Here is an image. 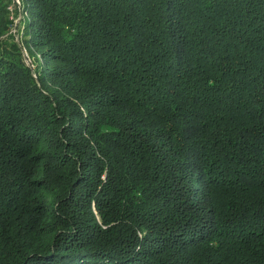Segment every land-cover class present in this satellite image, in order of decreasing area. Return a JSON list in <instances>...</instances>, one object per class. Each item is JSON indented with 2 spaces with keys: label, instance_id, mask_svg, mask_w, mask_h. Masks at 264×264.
I'll return each instance as SVG.
<instances>
[{
  "label": "trees",
  "instance_id": "1",
  "mask_svg": "<svg viewBox=\"0 0 264 264\" xmlns=\"http://www.w3.org/2000/svg\"><path fill=\"white\" fill-rule=\"evenodd\" d=\"M19 2L0 264H264V0Z\"/></svg>",
  "mask_w": 264,
  "mask_h": 264
},
{
  "label": "rangeland",
  "instance_id": "2",
  "mask_svg": "<svg viewBox=\"0 0 264 264\" xmlns=\"http://www.w3.org/2000/svg\"><path fill=\"white\" fill-rule=\"evenodd\" d=\"M5 4L6 7L8 5L11 4V0H2ZM18 4L20 3L19 0H17ZM16 8V6H15ZM9 14V18L12 20V22L14 23V26L11 28L10 32H12V34L14 35V37H18L21 35V30H22V17L25 18L24 14L21 12V9L18 7L16 8V10L14 11L11 10L10 12L8 11ZM27 50H21L22 56H23V60L24 63L28 64L29 59H28V55H27Z\"/></svg>",
  "mask_w": 264,
  "mask_h": 264
},
{
  "label": "built area",
  "instance_id": "3",
  "mask_svg": "<svg viewBox=\"0 0 264 264\" xmlns=\"http://www.w3.org/2000/svg\"><path fill=\"white\" fill-rule=\"evenodd\" d=\"M18 5L19 4H18L17 0H11V4L6 7V10L10 12L11 10H13V8L15 6L18 7Z\"/></svg>",
  "mask_w": 264,
  "mask_h": 264
}]
</instances>
